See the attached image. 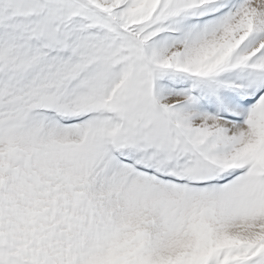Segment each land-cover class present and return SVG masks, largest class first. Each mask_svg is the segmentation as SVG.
Instances as JSON below:
<instances>
[{
	"label": "snow or ice",
	"instance_id": "obj_1",
	"mask_svg": "<svg viewBox=\"0 0 264 264\" xmlns=\"http://www.w3.org/2000/svg\"><path fill=\"white\" fill-rule=\"evenodd\" d=\"M0 264H264V0H0Z\"/></svg>",
	"mask_w": 264,
	"mask_h": 264
}]
</instances>
